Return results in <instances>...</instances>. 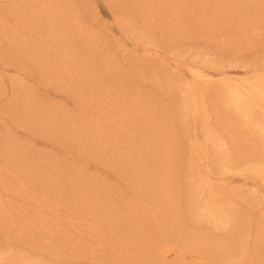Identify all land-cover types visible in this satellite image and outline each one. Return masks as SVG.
<instances>
[{
	"label": "rangeland",
	"instance_id": "obj_1",
	"mask_svg": "<svg viewBox=\"0 0 264 264\" xmlns=\"http://www.w3.org/2000/svg\"><path fill=\"white\" fill-rule=\"evenodd\" d=\"M225 78L264 80V0H0V264H264V107Z\"/></svg>",
	"mask_w": 264,
	"mask_h": 264
},
{
	"label": "bare ground",
	"instance_id": "obj_2",
	"mask_svg": "<svg viewBox=\"0 0 264 264\" xmlns=\"http://www.w3.org/2000/svg\"><path fill=\"white\" fill-rule=\"evenodd\" d=\"M33 13H35V12H33ZM60 13H62V11ZM64 14H65V17L69 16L68 12H65ZM41 19L42 18H40V20ZM74 21L76 22V18H75ZM22 29L23 30H18V29H15V28L12 27V29H10L9 31H13V32H11V34H12L11 36L14 37V38L16 36L17 39H26V37H28V35H31L28 32V28H27L26 25H23ZM19 31H22V32H19ZM67 39L69 40L68 37H67ZM26 42H27V40H26ZM54 63H56V62L54 61V62L50 63L51 69H54V67L55 68L57 67V65H54ZM46 65H48V64L46 63ZM47 69L50 70L49 67H47ZM61 71L62 70L59 69V71L57 73H59V75L63 76V72H61ZM190 73H191V76H192L191 85L193 86V94H194L195 97L196 96L198 97L199 93H201L200 85L204 81L205 82L208 81L211 78V75L209 73L204 72L203 70H201V68H198V67H191ZM94 75H95V72H94ZM225 80L227 82H229L228 92L230 94L231 99L234 100L239 107H243V106L247 107L249 99H252L253 102H258L259 104H261L264 107V80L262 81V83L260 85H255V84L244 85L243 83L235 82L234 80H229L227 78H225ZM101 83H103V82H101ZM109 85H113V81L110 80V79H109ZM259 87H260V90H258ZM85 95H86V93H85ZM197 97H196V101L200 102L199 97L198 98ZM197 107L201 110V104H197ZM101 110L102 109H100L99 112ZM101 115L103 116L102 112H101ZM209 174H210V172L208 171L207 172V176L205 177L207 183H208V181L210 179ZM149 182H151V181H148V183H146V184L142 182V186L145 184L143 188H145V186H148ZM4 189L7 190V191L9 190V188L6 187V185L0 179V206L1 207L3 206V209L6 211V207L5 206H11V201H4L3 200V198H2L3 194H2L1 191L4 190ZM158 190H159V187H158ZM164 194H166V196H167L165 201L170 200V202L173 203V200H172L173 198L171 196L170 191H165ZM132 206L133 205L130 204L131 209L132 210H136V206H134V207H132ZM1 207H0V213H5ZM166 207H167V203H163V213L164 214H165V211H166ZM10 213H11V211H10Z\"/></svg>",
	"mask_w": 264,
	"mask_h": 264
}]
</instances>
